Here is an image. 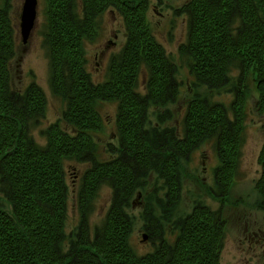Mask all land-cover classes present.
<instances>
[{
	"label": "trees",
	"instance_id": "16d2710c",
	"mask_svg": "<svg viewBox=\"0 0 264 264\" xmlns=\"http://www.w3.org/2000/svg\"><path fill=\"white\" fill-rule=\"evenodd\" d=\"M79 1L47 0L52 89L65 100L64 119L73 130L53 123L40 145L30 131L48 100L35 82L22 92L11 89L15 27L7 9H0V264H219L227 225L221 209L198 202L172 222L173 210L183 192L184 163L205 142L214 141L219 157L214 179L222 203L232 190L251 81L264 111V0H190L183 6L189 31L180 51L190 58L195 85L208 92L196 91L187 102L182 134L165 125L181 83L176 64L150 28L149 0ZM109 8L122 15L127 38L108 64V78L95 83L85 66L83 41L97 35V20ZM145 68L143 92L139 81ZM226 92H234L233 115L213 98ZM103 100L118 103L119 142L109 145L112 157L106 161L96 158L93 139L102 126L97 105ZM67 160L93 163L78 192L81 220L73 234L66 229ZM259 163L255 208L264 211V142ZM150 176L156 182L153 191H145L144 225L160 244L139 257L130 245L133 221L126 210ZM102 183L112 186V203L92 231L89 203ZM159 220L174 224L172 243Z\"/></svg>",
	"mask_w": 264,
	"mask_h": 264
},
{
	"label": "rangeland",
	"instance_id": "374dc122",
	"mask_svg": "<svg viewBox=\"0 0 264 264\" xmlns=\"http://www.w3.org/2000/svg\"><path fill=\"white\" fill-rule=\"evenodd\" d=\"M24 0H0V9L6 8L11 17L12 26L15 27L16 54L11 63V89L24 91L32 83H38L44 89L48 100L46 112L40 116L37 126L30 131L36 144L45 143L44 129L53 123L60 125L68 131L73 130L71 125L64 119L66 108L65 100L54 93L51 78V57L47 39L48 14L47 0H38L37 19L35 27L27 42H23L21 36V13ZM78 4H81V1ZM190 0H149L147 19L150 28L156 38L163 45L165 51L171 56L177 66V77L181 83L180 98L171 104L172 119L165 125L175 127L182 134V121L187 109V102L200 91L206 94L208 91L203 87H197L193 82L195 76L190 72V58L180 51V46L187 42L189 18L181 10L185 3ZM78 5V7H79ZM97 35L86 38L83 41L85 66L95 83H101L108 78V64L113 55H119L125 45L127 32L122 15L114 8H109L101 14L97 20ZM237 72V71H235ZM140 90H146V68L140 72ZM258 92L254 82H250L249 96L247 98L246 116L244 118V130L242 132L241 147L239 152L238 169L235 175V183L226 201L222 203L218 189L215 187V167L219 164V157L214 146V141L202 144L192 151L190 159L184 163L183 186L180 203L173 210V221L189 213L198 202L206 203L213 211H222V216L227 222L226 235L220 251L219 264H262L264 261V211L255 208L257 189L255 188L258 176L262 171L259 163V152L264 142V111L258 109ZM215 100L223 102L231 111V101L234 92L214 95ZM117 101L103 100L98 102L97 108L102 119L99 131L93 132L96 141V158L100 161L112 157L109 151L111 144L115 146L117 139ZM153 117V116H152ZM153 117V124H156ZM68 193V215L66 229L74 232L80 223L81 213L78 200V192L81 188L84 172L92 166L90 161L84 163L65 161ZM155 176H150L145 189H139L131 199L127 208L131 215L133 229L130 233V245L137 256L142 257L152 253L160 244L159 237L151 238L152 230L144 225L146 195L155 188ZM146 191V192H145ZM3 196L2 193H0ZM4 198V196H3ZM112 186L102 183L97 190L96 197L90 201L89 224L92 231L95 226L102 224L105 215L112 203ZM148 202V201H147ZM5 209L10 210V204L3 200ZM160 216V215H158ZM160 229L164 228V235L172 243L176 237L174 224L164 223L159 220ZM73 234V233H72ZM144 235L147 238H144Z\"/></svg>",
	"mask_w": 264,
	"mask_h": 264
},
{
	"label": "water",
	"instance_id": "95a60500",
	"mask_svg": "<svg viewBox=\"0 0 264 264\" xmlns=\"http://www.w3.org/2000/svg\"><path fill=\"white\" fill-rule=\"evenodd\" d=\"M37 7L38 0H24L23 9L21 13V36H23V42H27L30 38V34L35 27V21L37 19ZM146 239L147 236L144 235Z\"/></svg>",
	"mask_w": 264,
	"mask_h": 264
}]
</instances>
